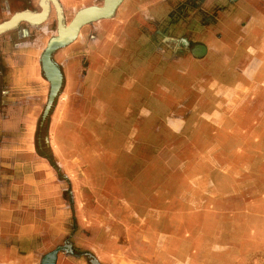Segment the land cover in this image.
Wrapping results in <instances>:
<instances>
[{
  "label": "rangeland",
  "instance_id": "obj_1",
  "mask_svg": "<svg viewBox=\"0 0 264 264\" xmlns=\"http://www.w3.org/2000/svg\"><path fill=\"white\" fill-rule=\"evenodd\" d=\"M40 1L0 0V24L40 14ZM54 1L61 22L49 1L42 22L0 33V42L25 30L32 41L41 37L21 52L23 65L0 59V89L16 97L0 92V110L25 117L9 125V138L0 133L11 144V162L0 163L10 182L0 189L14 183L2 205L21 183L54 196L34 178L42 171L48 183H63L71 211L58 215L73 218L51 232L35 219L42 235L23 232L32 249L20 259L264 264V0H166L159 12L122 0L48 58L49 43L81 10L111 2ZM39 149L51 171L35 163ZM12 219L0 212V232ZM7 261L2 253L0 264Z\"/></svg>",
  "mask_w": 264,
  "mask_h": 264
},
{
  "label": "crops",
  "instance_id": "obj_2",
  "mask_svg": "<svg viewBox=\"0 0 264 264\" xmlns=\"http://www.w3.org/2000/svg\"><path fill=\"white\" fill-rule=\"evenodd\" d=\"M41 0V4H42ZM52 1L57 9L58 13H62L60 12V9L58 7V5L56 4V2L54 0H46V8L44 10L43 8V14L45 11V15L47 14L48 11V2ZM80 0H75V2H79ZM127 0L124 1V3ZM166 0H141V4L139 5V7H146V11H152V12H159L161 9L165 10L166 7ZM67 5H70L68 1H64ZM71 2H73V0H71ZM61 5V4H60ZM59 5V6H60ZM72 5V4H71ZM43 7V6H42ZM61 9H63L62 7H60ZM89 9V8H87ZM87 9H83L81 11H85ZM80 11V12H81ZM137 12H139V8L136 10ZM90 12V11H85ZM41 13V14H42ZM41 14H37V13H33V12H25L22 14H18L17 16H30L31 15H38L41 16ZM45 18V17H44ZM43 18V19H44ZM22 19V18H20ZM24 19L26 20H30L27 17H25ZM42 19V20H43ZM42 20H38L32 23H38ZM60 20V18H59ZM61 20H63L62 14H61ZM31 21V20H30ZM106 22V26H107V22L111 21V20H105ZM17 24V23H16ZM15 24V25H16ZM103 24V27L105 28L106 26ZM68 26V25H67ZM67 26H64L67 27ZM97 27V28H96ZM95 30L101 29L100 26H96ZM34 28V27H32ZM11 29V28H10ZM8 29V30H10ZM15 29V28H14ZM29 31L25 30V33L21 32L19 33V38H13V37H9V39H3L0 42V59L2 64L4 63V61H10L12 63H14L15 65H23L24 64V58L25 55L22 54V51H26L27 49H36L39 47V42L41 40V37L39 36V38L35 39V41H32V39L27 38L28 35H30V33H28ZM24 38V39H22ZM58 35L56 36V38H54L49 45L53 44L55 42V40H57ZM72 40V39H71ZM70 40V41H71ZM12 49V50H11ZM10 50V53H8ZM43 55V54H42ZM41 58H43L41 56ZM0 74L2 76H4V72H0ZM71 76V75H69ZM8 90V85H4L2 86V88L0 89V92H3L4 94L7 95L8 99H6V101H9L10 98L15 97V95L13 94V91H7ZM11 93V95H10ZM16 98V97H15ZM5 102V100H4ZM30 109V108H29ZM20 113H15L14 110L12 109V107L10 106H4L2 107V110H0V133H2L3 136H6L9 138V132L11 130V127H9V125L13 122H17V121H21L25 119V117H22L19 115ZM35 120L30 122V126L31 124L34 125ZM1 135L0 137V163L1 162H11L10 161V146L11 144H9V140H5L4 137ZM40 150V149H39ZM41 150L38 152L39 155H37L34 151H33V156L35 157V163L39 162V163H44L45 165H47L46 167L49 168L47 160L45 158H43L42 154L40 153ZM20 155H24V153H20ZM2 170V174L3 176L0 177V182H10L7 180H4V178H8L6 177L7 174H9V171L5 170V169H0ZM50 170V168H49ZM51 171V170H50ZM34 178L37 181H42V184L45 188L48 190L49 188L51 190H55L56 194L53 196H49V197H43L46 196V194H38L35 195L34 190L29 187V186H23V183H21V191L16 195L17 197L14 199V201L10 202V206H8L7 208L3 207V203L4 201H9L11 198V193H9V185L10 184H14V183H7L6 187H5V183H2V187L0 189V205L2 206V208H0V212H3L4 210L6 211H11L12 213V224L9 225V223H7L4 229L1 230L0 232V237L3 236V233H5V237H7L8 240H3L4 243L1 244H5V241H7L6 247L1 246L0 247V256L2 253L4 254H8V261L7 264H35V262L33 263V261H30L28 263H26L24 260H21V256L22 253L21 251H24L25 249H32L30 243L31 241L37 240L40 238V236L42 235V229L40 228H36L34 227L32 229V227L34 226L35 223V219L44 222L46 225L49 224V229L50 232L55 229L58 228L60 225L62 227V229H64L65 227H69L70 224H67L65 219L71 221L73 218L72 216H65V215H58V213L62 210H67V211H71L70 207L66 206L69 205L68 202H65L64 200V191L66 190V188L64 187L63 183L61 181H57L56 183L58 184H54L52 183H48L47 181V175L45 172L42 171H38V172H34ZM14 182V181H13ZM16 184H18L16 182ZM49 186V188H48ZM8 187V189H7ZM48 204L52 205V208H48L44 206H47ZM42 208V209H39ZM48 209V211H47ZM52 211L53 216L52 218H47L50 215V212ZM67 214V213H66ZM68 215V214H67ZM65 216V219H64ZM0 226H2V224L0 223ZM29 229L31 230V238L32 240H28L27 239V235L26 238L21 240L22 234L23 232H26L27 230L29 231ZM7 233V234H6ZM15 234V235H14ZM17 234V235H16ZM16 236V237H15ZM61 236H63V234H61ZM13 239L14 241H12L11 246L9 244V241ZM30 245V247L28 248V246ZM14 246V249H16L17 251H15L14 249L12 250L11 248ZM18 246V247H17ZM12 250V251H11ZM37 251V250H36ZM61 257V256H60ZM69 260H66L65 264H80L78 262L75 263V259H73L72 257H66ZM6 264V263H4ZM55 264H64V262L62 263L61 260L59 259V257H57L56 259V263Z\"/></svg>",
  "mask_w": 264,
  "mask_h": 264
},
{
  "label": "bare ground",
  "instance_id": "obj_3",
  "mask_svg": "<svg viewBox=\"0 0 264 264\" xmlns=\"http://www.w3.org/2000/svg\"><path fill=\"white\" fill-rule=\"evenodd\" d=\"M46 1V0H45ZM44 1V2H45ZM120 0H111V2L108 4V5H105L101 10L99 9V11L98 12H96V13H92V14H88V12L86 13V14H83V13H85V11H81V12H79L78 13V15H80V16H78V17H76V18H74L73 20H72V22L67 26V27H65L61 32H60V34H58V38H57V40H55V42L53 43V44H51L49 47H48V49H47V51L45 52V57H47L48 55H47V53H49L51 50L50 49H53V48H55V47H57L56 45L59 43V42H63V41H67V42H69L71 39H73L74 37H75V35H76V33L78 32V30H79V28H80V26L82 25V24H84L88 19H91L92 17H94L95 15H103V14H105V15H107V14H110L111 12H112V10H113V8L115 7V5L119 2ZM43 2V1H42ZM45 4V3H44ZM41 5H43V3L41 4ZM43 8H44V6H43ZM45 9V8H44ZM90 13V12H89ZM82 14V15H81ZM38 17H39V15H38ZM35 19H37V17L36 18H34V20ZM16 21V20H15ZM11 23V22H10ZM5 25H7V24H5ZM5 27H7V26H5ZM1 30V29H0ZM67 42H65V43H67Z\"/></svg>",
  "mask_w": 264,
  "mask_h": 264
},
{
  "label": "flooded vegetation",
  "instance_id": "obj_4",
  "mask_svg": "<svg viewBox=\"0 0 264 264\" xmlns=\"http://www.w3.org/2000/svg\"><path fill=\"white\" fill-rule=\"evenodd\" d=\"M45 0H43V5H41V1H40V7H41V13L43 12V7L42 6H44L45 8H46V1L44 2ZM45 3V4H44ZM54 4V3H53ZM55 6V5H54ZM45 10V9H44ZM25 12H27V11H25ZM25 12H20V13H18V14H22V13H25ZM40 13V14H41ZM18 14H16V15H18ZM16 15H14V16H12L9 20H8V22H4V23H2V24H0V33L1 32H4L5 30H8V29H14V28H16L17 27V25L21 22V21H25L26 19H24L25 17H27L28 19H30V20H27V22H35V21H38V20H42L44 17H45V11H44V14L42 13L41 14V16H39V17H37V15H31V17L30 16H17V17H15ZM37 17V19H35L34 20V18H36ZM20 18H22V19H20ZM16 20V21H15ZM62 20H61V15H60V20H59V22H61ZM11 22V23H10ZM40 22H42V21H40ZM40 22H38V23H40ZM17 23V24H16ZM5 24H7V25H5ZM16 24V25H15ZM34 24H36V23H34ZM5 26H7V27H5ZM23 33H25V31L23 32ZM50 46V45H49ZM47 51V50H46ZM45 51V52H46ZM45 52L43 53V57H44V55H45ZM42 71H44V69H42Z\"/></svg>",
  "mask_w": 264,
  "mask_h": 264
},
{
  "label": "water",
  "instance_id": "obj_5",
  "mask_svg": "<svg viewBox=\"0 0 264 264\" xmlns=\"http://www.w3.org/2000/svg\"><path fill=\"white\" fill-rule=\"evenodd\" d=\"M122 2V0H120L116 5H115V7L113 8V10H112V12L110 13V14H107V15H105V14H103V15H95L94 17H92L91 19H88L84 24H86L87 22H92V21H95V20H99V19H101V18H108L109 16H111L112 14H113V12L115 11V9L117 8V6L120 4ZM105 6V5H104ZM103 6V7H104ZM102 7V8H103ZM102 8H100V10L102 9ZM56 38V37H55ZM65 42H67V41H63V42H59L56 46L57 47H55V48H53V49H50L51 51L49 52V53H47V55H48V58H50V54L55 50V49H57V48H59V47H61V46H64L66 43ZM48 47H49V45H48ZM48 47L46 48V50L48 49ZM45 50V51H46ZM44 51V52H45ZM43 52V53H44ZM55 256V255H54ZM54 256L51 258V261H53L54 260ZM42 264H44V262L42 263Z\"/></svg>",
  "mask_w": 264,
  "mask_h": 264
}]
</instances>
